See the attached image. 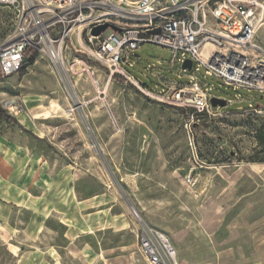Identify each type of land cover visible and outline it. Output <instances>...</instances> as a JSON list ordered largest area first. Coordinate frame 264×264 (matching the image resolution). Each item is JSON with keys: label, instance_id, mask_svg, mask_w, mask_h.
<instances>
[{"label": "rangeland", "instance_id": "obj_1", "mask_svg": "<svg viewBox=\"0 0 264 264\" xmlns=\"http://www.w3.org/2000/svg\"><path fill=\"white\" fill-rule=\"evenodd\" d=\"M19 13L0 5V44ZM256 41L264 47V25ZM172 56L143 43L122 65L148 88L189 83L183 57ZM203 74L208 93L227 102L211 114L155 100L95 64L92 78L63 72L44 54L0 76V98L23 108L0 114V264H148L142 223L170 240L178 264H235L219 241L264 182V170L249 165L264 160V92ZM232 233L248 251V228Z\"/></svg>", "mask_w": 264, "mask_h": 264}, {"label": "built area", "instance_id": "obj_2", "mask_svg": "<svg viewBox=\"0 0 264 264\" xmlns=\"http://www.w3.org/2000/svg\"><path fill=\"white\" fill-rule=\"evenodd\" d=\"M0 5L20 12L13 37L0 44L1 77L30 66V55L35 54L34 62L44 54L63 72L92 78L95 64L109 78L117 74L155 100L199 114L213 110L212 96L196 75L201 68L203 77L213 76L233 89L264 92V47L256 41L264 25V0H0ZM111 10L125 21L132 14L139 23L115 21ZM103 22L116 28L91 35L92 26ZM155 28L160 31L152 33ZM143 43L171 49L172 62L181 60L178 53L181 61L190 59L193 79L157 89L140 83L122 64ZM0 108L13 115L23 112L13 96L0 98ZM186 129L198 159L189 124ZM183 181L192 185L193 177L186 174ZM138 240L148 264H178L162 232L142 223Z\"/></svg>", "mask_w": 264, "mask_h": 264}, {"label": "crops", "instance_id": "obj_3", "mask_svg": "<svg viewBox=\"0 0 264 264\" xmlns=\"http://www.w3.org/2000/svg\"><path fill=\"white\" fill-rule=\"evenodd\" d=\"M249 165L264 170V162L249 163ZM251 172L259 173L254 169ZM231 226H234L233 229H230ZM225 227L228 231L227 235L219 241L222 256L228 253L233 257L235 264H264V182H260L259 186H254L248 191V212L230 217ZM242 228H248V251H245L243 245L239 243L238 236H233L232 233L233 230L238 232ZM144 259L146 260L145 257ZM108 261L107 259L105 264H108ZM115 264H120L119 258L116 259Z\"/></svg>", "mask_w": 264, "mask_h": 264}, {"label": "water", "instance_id": "obj_4", "mask_svg": "<svg viewBox=\"0 0 264 264\" xmlns=\"http://www.w3.org/2000/svg\"><path fill=\"white\" fill-rule=\"evenodd\" d=\"M108 26H112V27L116 28V26L111 25L108 22H103V23L96 24V25L92 26V28L90 30V34L93 35V36H97L101 32H103ZM159 31H160L159 28H155V29L151 30L152 33L159 32ZM181 68L183 70H190V68H191V60L188 59V58L184 59L182 61V63H181ZM210 104H211V106L213 108L225 107L227 102H226V100L224 98H219V97L212 96V97H210Z\"/></svg>", "mask_w": 264, "mask_h": 264}, {"label": "trees", "instance_id": "obj_5", "mask_svg": "<svg viewBox=\"0 0 264 264\" xmlns=\"http://www.w3.org/2000/svg\"><path fill=\"white\" fill-rule=\"evenodd\" d=\"M29 57H30L29 61H30V65H31L32 62H33V59H34V57H35V54H32V55H30ZM24 69H25V66H23L20 70L23 71ZM191 110H192V112H193V109H191ZM0 114H4V110L1 109V108H0ZM195 114H198V113H195ZM258 162H264V160H262V161H258Z\"/></svg>", "mask_w": 264, "mask_h": 264}]
</instances>
